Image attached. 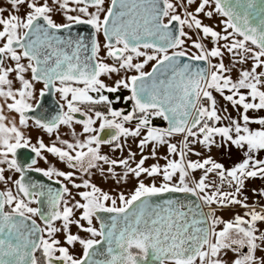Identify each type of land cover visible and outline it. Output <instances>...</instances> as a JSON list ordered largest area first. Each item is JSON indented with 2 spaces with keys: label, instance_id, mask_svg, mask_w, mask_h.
<instances>
[{
  "label": "snow or ice",
  "instance_id": "snow-or-ice-1",
  "mask_svg": "<svg viewBox=\"0 0 264 264\" xmlns=\"http://www.w3.org/2000/svg\"><path fill=\"white\" fill-rule=\"evenodd\" d=\"M262 154L264 0H0V264H264Z\"/></svg>",
  "mask_w": 264,
  "mask_h": 264
},
{
  "label": "rangeland",
  "instance_id": "rangeland-1",
  "mask_svg": "<svg viewBox=\"0 0 264 264\" xmlns=\"http://www.w3.org/2000/svg\"><path fill=\"white\" fill-rule=\"evenodd\" d=\"M217 20L219 19L218 17L216 18ZM205 23H215V20L214 21H207V20H205ZM194 39H195V37H194ZM206 43H207V41H206ZM211 45H209V47H210ZM226 63H227V60L225 61ZM115 78V77H114ZM114 107H127V106H125V105H114ZM231 110V109H230ZM76 130H77V132H79L81 129H80V126H76ZM67 132H68V130L67 129H65V128H62L61 129V133H62V135H64L65 136V138H68V135H67ZM175 139H179V138H175ZM175 139H174V141L173 142H175ZM128 143H129V145H131V147H132V150L133 151H135V152H137V160L139 159V152H138V150L136 149V146H135V143L130 139L129 141H128ZM102 151L104 152V153H107V154H109L110 156H113V157H115V156H126L127 155V152L125 151V152H123V153H120V152H116V153H113L112 151H111V149L109 148V147H107V146H104L103 148H102ZM145 154H147V152L145 153ZM166 154V147H164V146H161L159 149H158V156H163V155H165ZM196 157H193V159H195ZM217 158L219 159V156H217ZM157 161H155V160H152V159H149L147 162H146V166L147 165H150V164H152V163H156ZM161 165H163L164 164V160H162V159H160L159 161H158ZM55 164H57L58 166L59 165H61V163H59L56 159H55ZM201 173H199V172H197L195 175L198 177L199 175H200ZM93 181L95 182V183H97L99 186H101L104 190H106V191H108V190H115V188H116V186L115 185H113V184H111V183H106V182H102L99 178H98V176L97 177H94L93 178ZM134 181H130L129 182V184L126 186V187H124V188H122V189H120V190H123V191H125V192H127V191H129V190H131L132 189V187L134 186ZM3 186L2 185H0V188H2ZM75 192H76V190L75 189H73V194L75 195ZM78 198V197H77ZM235 211H240V210H238V209H236ZM231 215V213H225V217H229ZM73 231H75V228H73ZM77 251H79V249H77Z\"/></svg>",
  "mask_w": 264,
  "mask_h": 264
},
{
  "label": "water",
  "instance_id": "water-1",
  "mask_svg": "<svg viewBox=\"0 0 264 264\" xmlns=\"http://www.w3.org/2000/svg\"><path fill=\"white\" fill-rule=\"evenodd\" d=\"M72 32L74 34L77 33V32H79V33H82L84 35H88L89 28L87 26H84V25H78V26H74L73 27ZM48 99H49V105H46V106H51V98H48ZM163 123H164V126H166V122L163 121ZM35 178L36 179H39L43 183L49 184L53 188H58L59 187L58 185L53 184L52 182L48 181L46 178L39 177L38 174H35ZM165 198H184V197L182 195L176 194V195H173L172 197H168L166 195Z\"/></svg>",
  "mask_w": 264,
  "mask_h": 264
},
{
  "label": "flooded vegetation",
  "instance_id": "flooded-vegetation-1",
  "mask_svg": "<svg viewBox=\"0 0 264 264\" xmlns=\"http://www.w3.org/2000/svg\"><path fill=\"white\" fill-rule=\"evenodd\" d=\"M21 13H23V9H21ZM6 14H7V13H5V15H6ZM56 18L59 20V17H58V16H57ZM147 69H150V65L147 66L146 70H147ZM37 87H40V86L38 85ZM31 135L33 136L34 140H35V138H37L38 136H43V139L45 140V143H50V142H51L50 138H49L47 135H45V134H43V133H39V132H37V131H35V130H33V131L31 132ZM48 159H49L50 163H51V164H54L56 167H58V168H60V169H62V170H66V171L68 170V169L66 168V165H64V164H61V165H59V166H58L57 164H55V158H54V157L49 156ZM39 166H40V167H47L48 165H45L43 161H40V162H39ZM31 175L33 176V178H35V174H34V173L31 174Z\"/></svg>",
  "mask_w": 264,
  "mask_h": 264
},
{
  "label": "crops",
  "instance_id": "crops-1",
  "mask_svg": "<svg viewBox=\"0 0 264 264\" xmlns=\"http://www.w3.org/2000/svg\"><path fill=\"white\" fill-rule=\"evenodd\" d=\"M230 110V109H229ZM262 155H264V154H262ZM262 183H264V182H262V181H255V182H253V183H250L249 184V187L251 188V187H259ZM255 198L249 193V202L251 203V202H253V200H254ZM260 203L261 204H264V201H260ZM236 210V209H235ZM238 210H240V209H238ZM240 211H242V210H240ZM226 218H228V217H226Z\"/></svg>",
  "mask_w": 264,
  "mask_h": 264
},
{
  "label": "trees",
  "instance_id": "trees-1",
  "mask_svg": "<svg viewBox=\"0 0 264 264\" xmlns=\"http://www.w3.org/2000/svg\"><path fill=\"white\" fill-rule=\"evenodd\" d=\"M154 123H156L158 126H164V123L162 120L157 119L156 121H154Z\"/></svg>",
  "mask_w": 264,
  "mask_h": 264
}]
</instances>
